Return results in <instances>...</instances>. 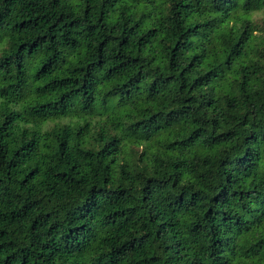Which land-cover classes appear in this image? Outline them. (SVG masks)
Instances as JSON below:
<instances>
[{
  "label": "trees",
  "instance_id": "obj_1",
  "mask_svg": "<svg viewBox=\"0 0 264 264\" xmlns=\"http://www.w3.org/2000/svg\"><path fill=\"white\" fill-rule=\"evenodd\" d=\"M264 0H0V264H264Z\"/></svg>",
  "mask_w": 264,
  "mask_h": 264
},
{
  "label": "rangeland",
  "instance_id": "obj_2",
  "mask_svg": "<svg viewBox=\"0 0 264 264\" xmlns=\"http://www.w3.org/2000/svg\"><path fill=\"white\" fill-rule=\"evenodd\" d=\"M256 17L257 18H263L264 17V14H258Z\"/></svg>",
  "mask_w": 264,
  "mask_h": 264
}]
</instances>
